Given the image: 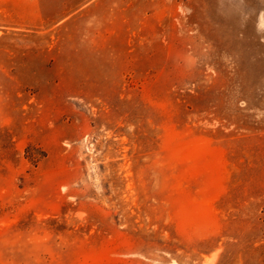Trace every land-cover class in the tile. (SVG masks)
Listing matches in <instances>:
<instances>
[{
	"label": "rangeland",
	"instance_id": "obj_1",
	"mask_svg": "<svg viewBox=\"0 0 264 264\" xmlns=\"http://www.w3.org/2000/svg\"><path fill=\"white\" fill-rule=\"evenodd\" d=\"M0 264H264V0H0Z\"/></svg>",
	"mask_w": 264,
	"mask_h": 264
}]
</instances>
